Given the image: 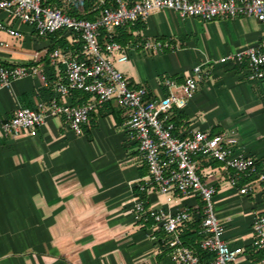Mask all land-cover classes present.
<instances>
[{
	"label": "crops",
	"instance_id": "obj_1",
	"mask_svg": "<svg viewBox=\"0 0 264 264\" xmlns=\"http://www.w3.org/2000/svg\"><path fill=\"white\" fill-rule=\"evenodd\" d=\"M96 1L45 0L48 6L76 13ZM0 21L22 34L0 30V64L38 66L48 82L29 75L9 87L0 84V264H175L171 252L157 241L154 220L139 219L134 204L142 199L154 210L172 212L190 207L194 216L182 227L184 233L199 228L203 203L152 187L139 190L143 198L137 195L134 189L149 170L138 144L127 139L126 111L115 100L93 112L81 134L67 126L64 116L49 117L36 135L2 129L19 106L35 108L53 96L60 103L78 105L91 95H58L56 87L66 82V75L61 62L50 59L52 40L7 13ZM141 23V29L136 28L138 22L127 24V38L138 42L125 44L139 46L151 38L168 40L177 48L130 52L128 62L119 64L129 85L145 87L149 97L166 95L165 79L183 83L195 66L210 63V74L199 82L186 107L172 110L175 133H229L238 139L236 151L264 171V78L250 80L245 68L218 61L264 42V25L244 17L207 22L170 10L154 11ZM113 33L119 34L118 29ZM64 36L73 49H57L81 56L83 48L78 51L77 46L82 40L67 30ZM197 161L202 180L217 189L215 211L224 239L244 249L234 264H262V254L252 244V224L264 211V189L257 184L252 193L241 194L248 179L232 184L233 171L220 161L205 156Z\"/></svg>",
	"mask_w": 264,
	"mask_h": 264
},
{
	"label": "built area",
	"instance_id": "obj_2",
	"mask_svg": "<svg viewBox=\"0 0 264 264\" xmlns=\"http://www.w3.org/2000/svg\"><path fill=\"white\" fill-rule=\"evenodd\" d=\"M69 1V0H62ZM104 5L102 15L96 20L78 18L59 6H44L42 0H0V16L9 14L17 21L35 29L40 36L66 29L83 41L80 56H72L60 49L50 54L52 62L63 65L66 82L56 87L61 96L70 92L89 93L91 98L78 105L60 103L57 96L40 101L35 108L19 106L10 119L2 124L4 131L18 135L28 131L36 135L49 117L64 116L67 126L81 134L93 112L106 102L115 100L126 111L123 123L127 139L138 144L142 159L149 175L139 187H152L161 194L175 191L183 200L201 199L202 217L198 234L202 237L201 248L212 253L214 258L207 264H234L243 254L241 246H231L223 237V226L215 211V186L202 180L199 173L198 156L212 157L233 171L232 184L241 179L248 183L240 193H252L257 184L264 189V171L258 169L254 159L236 151L238 139L229 134L212 135L197 130L180 137L175 133L171 112L182 110L195 95L199 82L210 74V63L199 64L183 83L167 78L166 95L149 97L145 87L132 88L119 64L128 62L130 52L140 48L143 51L176 49L168 40L147 38L141 45L125 44L112 39L113 31L138 19L145 20L154 11L170 10L182 18H200L204 21L215 19L252 18L264 25V0H117L115 6ZM110 33V41L99 42L100 30ZM0 30L13 36H21L18 29L0 21ZM220 63L234 64L247 70L250 80L264 78V42L225 54ZM39 75L48 85L46 74L38 66L0 64V84L9 87L17 78ZM169 199H171L169 197ZM135 215L141 219L152 218L157 241L173 255L175 264H203L195 250L182 238V227L194 216L190 207L178 211L154 210L138 199L134 204ZM253 247L262 254L264 264V211L258 214L252 224Z\"/></svg>",
	"mask_w": 264,
	"mask_h": 264
},
{
	"label": "trees",
	"instance_id": "obj_3",
	"mask_svg": "<svg viewBox=\"0 0 264 264\" xmlns=\"http://www.w3.org/2000/svg\"><path fill=\"white\" fill-rule=\"evenodd\" d=\"M127 1L131 2L132 0H127ZM42 3L44 6H48V3H46L45 0H42ZM105 3L107 5L115 6L117 4V0H114L113 2H109V3L106 1ZM103 7H104V5L100 1H98V2L96 1V4L95 3L90 4V5L87 4L84 13L67 12L66 10L65 11L67 13H69L70 15L76 16L78 18L96 20L97 18H99L102 15ZM141 20L142 19H138L135 21V22H138V25L136 26V28L141 29L144 27V24L141 23ZM126 26L116 28V29H118L119 34L115 35L113 33L114 37L112 39L119 41V42H122V43H129L132 41L137 43L138 39H136V38L132 39L131 36H130V38H127L128 28ZM65 32H66V29L64 28V29L50 33V34L45 36V37L52 40V45L50 46V50L62 48L63 50L68 51L69 49H73V47H70L67 40L65 39V36H64ZM110 39H111L110 33L105 29H101L100 35H99L100 44L104 45L107 41H110ZM77 48H78V51L83 48V41H81L79 43ZM76 92H77V94L84 95V98L89 97V94L81 93L80 91H76ZM134 190L136 191L137 195L140 196L141 198H143L145 196L144 191L143 192L139 191V190H141L139 186L135 187ZM182 238L187 245H189L190 247L193 246L192 248L200 256L201 262L203 264H207L213 260L214 255L212 253H209L208 251L204 250L203 248H201L200 243H196V241L198 242V239L200 240V236L198 234V227L194 231H192V228H190L188 231L182 233Z\"/></svg>",
	"mask_w": 264,
	"mask_h": 264
}]
</instances>
